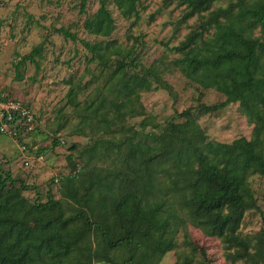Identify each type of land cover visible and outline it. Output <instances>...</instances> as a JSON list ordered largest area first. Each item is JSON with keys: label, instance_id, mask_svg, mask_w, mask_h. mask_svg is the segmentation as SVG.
Returning <instances> with one entry per match:
<instances>
[{"label": "trees", "instance_id": "trees-1", "mask_svg": "<svg viewBox=\"0 0 264 264\" xmlns=\"http://www.w3.org/2000/svg\"><path fill=\"white\" fill-rule=\"evenodd\" d=\"M172 1L183 5L179 23L195 15L199 24L170 47L179 56L169 66L224 99L197 104V112L185 108L157 123L139 100L140 92L165 86L157 67L144 66L131 48L112 40L88 42L56 28L78 40L95 62L97 74L91 75L89 88L84 91L87 85L69 80L64 94L77 119L76 132L85 134L87 128L90 142L77 155L81 164L71 167L76 172L56 179L61 199L48 192L41 201L37 193L36 207L57 208L56 230L36 241L0 234V264H157L176 247V233L187 223L219 238L232 260H264V230L254 237L239 232L246 211L258 209L249 177L264 176V0H163ZM110 2L122 17L137 19L138 0H98L82 22L87 33L109 37L114 29ZM41 48L34 45L14 68L25 61L37 68ZM234 102L251 123L249 138L208 139L197 114ZM138 116L136 125L130 123ZM16 187L35 185L0 168V199ZM184 235L185 245L196 252ZM199 252L206 260L204 250ZM190 262L185 254L180 264Z\"/></svg>", "mask_w": 264, "mask_h": 264}, {"label": "rangeland", "instance_id": "rangeland-1", "mask_svg": "<svg viewBox=\"0 0 264 264\" xmlns=\"http://www.w3.org/2000/svg\"><path fill=\"white\" fill-rule=\"evenodd\" d=\"M224 2L220 0L218 4ZM97 6L98 0H0V97L18 99L38 119L34 132L20 138L25 144L23 152L22 143L0 134V168L29 186L35 185L34 189L26 190L16 187L0 199V234L5 237L36 241L56 230L57 208L36 207L37 193L41 201L46 200L48 192L61 199L60 181L56 179L76 172L71 167L76 162L81 164L77 155L90 142L87 128L85 134L76 132L77 119L65 103L64 94L69 80L87 85L93 79L91 75L97 74L95 62L88 59L89 53L78 40L63 36L56 28H65L88 42L112 40L123 49L131 48L136 60L144 66L157 67L165 86L139 93L143 112L157 123L185 108L197 112V104L211 105L224 99L220 92L201 88L168 64L179 56L170 47L199 24L195 15L179 23L183 5L174 1L138 0V17L134 20L133 16L122 17L110 2L107 8L114 20V29L104 38L82 28L85 17ZM38 43L42 48L36 58L37 68L25 61L16 70L14 63ZM88 88L89 85L84 91ZM140 118L135 117L130 123L136 125ZM197 123L208 139L220 142L228 143L239 136L248 139L251 132V123L235 102L215 111L198 113ZM54 139L58 144L53 145ZM71 145L75 149L71 150ZM95 164L101 166L98 161ZM249 181L258 209L246 211L239 232L254 237L264 230V176L252 174ZM184 234L195 244L196 252L185 245ZM175 241L176 247L166 252L157 264H180L185 254L191 257L189 264H243V260L228 257L231 250L219 238L206 236L188 223L186 230L179 228ZM199 248L204 250L206 260ZM260 263L264 264V260L260 259Z\"/></svg>", "mask_w": 264, "mask_h": 264}, {"label": "built area", "instance_id": "built-area-1", "mask_svg": "<svg viewBox=\"0 0 264 264\" xmlns=\"http://www.w3.org/2000/svg\"><path fill=\"white\" fill-rule=\"evenodd\" d=\"M38 121L35 120L31 109L18 99H0V134L9 136L15 140H20L31 133ZM20 150H25L24 144H20ZM27 165V161H23Z\"/></svg>", "mask_w": 264, "mask_h": 264}]
</instances>
